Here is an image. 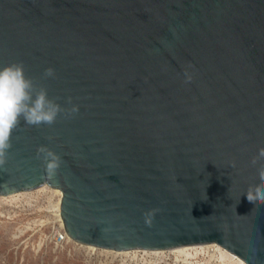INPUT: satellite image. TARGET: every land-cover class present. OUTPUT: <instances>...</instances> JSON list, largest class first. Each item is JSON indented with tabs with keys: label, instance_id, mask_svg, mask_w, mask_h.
<instances>
[{
	"label": "water",
	"instance_id": "1",
	"mask_svg": "<svg viewBox=\"0 0 264 264\" xmlns=\"http://www.w3.org/2000/svg\"><path fill=\"white\" fill-rule=\"evenodd\" d=\"M14 63L65 111L16 127L0 196L60 189L82 245L213 243L264 264V204L246 195L264 171V0H0V68Z\"/></svg>",
	"mask_w": 264,
	"mask_h": 264
},
{
	"label": "rangeland",
	"instance_id": "2",
	"mask_svg": "<svg viewBox=\"0 0 264 264\" xmlns=\"http://www.w3.org/2000/svg\"><path fill=\"white\" fill-rule=\"evenodd\" d=\"M48 193L50 192H45ZM20 198L3 202L7 206L13 205V220L9 219L10 215L1 213L2 217L8 219L1 220L0 217V226L3 229V234L0 236V264H220L216 256L211 257L207 253L196 254L191 256V259L189 257L176 259L171 253L164 257H145L141 254L139 258H134L116 256L101 250H88L76 246L73 242L69 245L64 243L56 246L46 238L45 232L51 231L52 226L40 230L41 227L37 228V226L42 225L44 219L37 220V217L32 215L41 212L42 209L36 206L30 207L33 201L20 200ZM46 221L51 219L47 218ZM42 240L41 247L39 243Z\"/></svg>",
	"mask_w": 264,
	"mask_h": 264
},
{
	"label": "clouds",
	"instance_id": "3",
	"mask_svg": "<svg viewBox=\"0 0 264 264\" xmlns=\"http://www.w3.org/2000/svg\"><path fill=\"white\" fill-rule=\"evenodd\" d=\"M54 68L45 70V77H52ZM186 80L191 81L192 76L187 74ZM65 111L62 106L52 98L44 87L36 89L32 78L26 76L22 63H14L0 68V168L7 161L9 150L12 148V134L21 121L29 126L39 127L41 125H52L56 122L58 115ZM71 113L79 111V105H73L69 110ZM45 161V172L49 177H54L61 166V156L41 145L37 149ZM264 158V149L259 153ZM257 160L253 159V164ZM260 185L250 186L246 195L251 204H264V171L260 174ZM157 210H150L145 214V223L152 225Z\"/></svg>",
	"mask_w": 264,
	"mask_h": 264
},
{
	"label": "bare ground",
	"instance_id": "4",
	"mask_svg": "<svg viewBox=\"0 0 264 264\" xmlns=\"http://www.w3.org/2000/svg\"><path fill=\"white\" fill-rule=\"evenodd\" d=\"M46 191H49L52 193L51 197H54L58 195V202L54 201L53 208L52 210L55 211H60V215L62 216V200H63V192L60 189L57 188H50L47 185L33 190V191H23V192H18L16 194H12L9 196H0V201L5 202L9 199L13 200L15 198H20V200H27V201H33L36 199V196L39 195H47L45 194ZM44 193V194H43ZM23 196V197H22ZM33 198V199H32ZM35 198V199H34ZM63 220V218H62ZM64 222V220H63ZM72 243V242H71ZM73 243L76 246H81L83 248H86L88 250H94V251H99L101 250L102 252L105 253H112L115 254L116 256H126V257H134V258H139L141 254H143L145 257H164L166 254L171 253L176 256V259L179 257L187 258L194 256L196 254L200 253H207L210 254L211 257L216 256L220 264H247L245 263L242 259H239L238 257L228 253L225 249L220 247L217 244H205V245H197V246H184V247H178V248H173L169 250H127V251H117V250H109V249H103V248H98L93 245H82L80 243H77L76 241H73ZM69 245V244H68ZM152 253V254H151ZM185 258V259H186ZM191 259V258H190Z\"/></svg>",
	"mask_w": 264,
	"mask_h": 264
},
{
	"label": "built area",
	"instance_id": "5",
	"mask_svg": "<svg viewBox=\"0 0 264 264\" xmlns=\"http://www.w3.org/2000/svg\"><path fill=\"white\" fill-rule=\"evenodd\" d=\"M52 193H48L47 195H39L36 196V200L32 202L31 206H36V208L42 209L41 212H36L32 214L34 217H37V220L41 221L44 219L42 225H38L37 228L47 229L49 226L51 227V231L45 232L46 238L48 241H50L52 244L56 246H61L64 243L65 244H71L73 240L68 236L65 225L62 220V216L60 215V211L52 210L53 208V202H58V195L51 197ZM44 207H46L44 210ZM52 207V208H51ZM1 213L10 215L11 220H13V205L7 206L4 205L2 201H0V217H2ZM40 213V214H39ZM37 215V216H35ZM47 218H50L51 221H46ZM6 220L8 217H2L1 220ZM3 234L2 226H0V236ZM43 244V240L39 243V246ZM42 247V246H41Z\"/></svg>",
	"mask_w": 264,
	"mask_h": 264
}]
</instances>
